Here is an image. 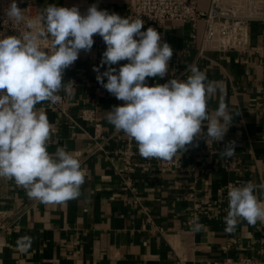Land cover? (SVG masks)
<instances>
[{
  "label": "crops",
  "instance_id": "0c3cea01",
  "mask_svg": "<svg viewBox=\"0 0 264 264\" xmlns=\"http://www.w3.org/2000/svg\"><path fill=\"white\" fill-rule=\"evenodd\" d=\"M16 2H30L40 11L48 4L76 6L82 15L95 4L99 10L127 17L129 0ZM208 4L209 0H197L200 9ZM148 27L173 49L168 74L146 78L148 85L184 80L190 75L189 65L205 72L208 80L220 82L224 93H218L208 107L213 113L221 99L228 105L233 124L224 140L207 144L199 138L194 141L198 146H189L173 159L176 169L164 172L157 168L163 160L141 157L136 144L138 167L128 174L120 158L127 135L107 120L111 108L123 101L96 79L94 66L100 73L108 66H101L106 45L94 36L91 51L81 50L64 72V84L69 80L75 84L71 94L63 90L58 94L66 113L48 101L36 105L54 129L48 151L64 147L80 160L86 172L81 195L63 205H45L29 199L14 181L0 179V211L6 222L15 220L10 228L0 229V264H213L226 256H256L264 247V223L240 221L228 233L224 220L229 186L245 181L264 184V22L249 24L247 52L206 51L203 57L197 56L201 23L195 31L180 22L146 23L142 31ZM229 141H235V155L223 159L219 152ZM95 142L102 149L91 153ZM226 160L233 168L225 167ZM256 195L264 203V189L258 187ZM194 204L200 213L197 221L203 225L198 232L187 223ZM24 206L28 211L16 219ZM25 236L32 238L27 253L17 246Z\"/></svg>",
  "mask_w": 264,
  "mask_h": 264
},
{
  "label": "clouds",
  "instance_id": "9594fccd",
  "mask_svg": "<svg viewBox=\"0 0 264 264\" xmlns=\"http://www.w3.org/2000/svg\"><path fill=\"white\" fill-rule=\"evenodd\" d=\"M13 24H23L25 31L0 36V179L14 181L29 199L45 205H63L81 195L86 172L80 160L53 143V126L46 113L36 105L57 103L62 90L71 94L70 81L64 84V72L79 58L81 50L90 52L94 35L106 45L101 66L107 69L96 79L111 95L123 101L107 114L108 122L117 132L132 138L141 157L171 162L204 138L205 142L224 140L232 126L228 105L221 99L218 108L209 112V101L224 88L210 81L207 74L189 65L186 79L171 78L163 84L149 86L146 78H164L169 72L173 49L161 42V34L152 27L142 31L144 21L110 14L91 5L86 14L76 6L58 7L48 4L37 20L26 19L25 10L16 0L5 9ZM39 25V26H37ZM43 42H49L45 50ZM127 61L119 69L113 67ZM107 82H104V78ZM223 159L235 155V141H229L219 152ZM251 181L229 186L225 231H235L240 221L249 225L264 223V203L256 195ZM193 232L202 230L192 220ZM32 238L17 241L21 252L27 253Z\"/></svg>",
  "mask_w": 264,
  "mask_h": 264
},
{
  "label": "built area",
  "instance_id": "2783aa9c",
  "mask_svg": "<svg viewBox=\"0 0 264 264\" xmlns=\"http://www.w3.org/2000/svg\"><path fill=\"white\" fill-rule=\"evenodd\" d=\"M10 3L11 0H0V36H18L20 32L26 30L23 24H13L7 19L5 9ZM18 7L25 10L26 19L34 22L41 12L30 2L18 5ZM126 10L127 17L133 20L141 18L144 24L180 22L195 31L198 24L201 23L202 31L197 50L198 57H203L206 51L247 52L249 50V24L251 22H264V0H209L206 9H200L197 0H129ZM48 43L43 42L45 50L48 48ZM62 102L61 97L52 106L66 113L65 108L62 107ZM82 116H84L83 112ZM101 149V143L95 142L91 153ZM136 152L135 141L127 136L124 148L120 151V158L128 174L134 173L138 167V162L135 160ZM225 167L227 169L233 168L227 160L225 161ZM157 168L158 171L164 172L176 169L177 164L173 160L171 162L161 161ZM194 207L195 212L187 221L189 225L190 221L198 220L200 217L197 204H194ZM28 209L29 206H24L22 210L16 212V219L21 218ZM14 223L15 220L6 222L4 212L0 211L1 230L10 228ZM213 264H264V247L261 246L260 252L256 256L237 258L226 256Z\"/></svg>",
  "mask_w": 264,
  "mask_h": 264
}]
</instances>
